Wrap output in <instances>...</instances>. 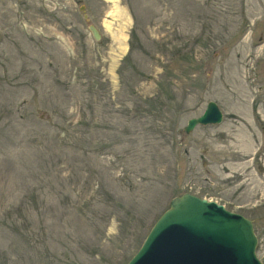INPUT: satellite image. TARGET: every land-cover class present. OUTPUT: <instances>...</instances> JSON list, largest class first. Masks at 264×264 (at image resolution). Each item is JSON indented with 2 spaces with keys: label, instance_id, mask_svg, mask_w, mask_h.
Returning <instances> with one entry per match:
<instances>
[{
  "label": "rangeland",
  "instance_id": "1",
  "mask_svg": "<svg viewBox=\"0 0 264 264\" xmlns=\"http://www.w3.org/2000/svg\"><path fill=\"white\" fill-rule=\"evenodd\" d=\"M119 5L0 0V264H126L184 192L264 263V0Z\"/></svg>",
  "mask_w": 264,
  "mask_h": 264
},
{
  "label": "water",
  "instance_id": "2",
  "mask_svg": "<svg viewBox=\"0 0 264 264\" xmlns=\"http://www.w3.org/2000/svg\"><path fill=\"white\" fill-rule=\"evenodd\" d=\"M90 29L100 39L97 28ZM223 118L219 105L210 101L202 115L188 120L185 131L219 124ZM257 244L251 219L186 192L171 200L128 264H264L257 257Z\"/></svg>",
  "mask_w": 264,
  "mask_h": 264
},
{
  "label": "bare ground",
  "instance_id": "3",
  "mask_svg": "<svg viewBox=\"0 0 264 264\" xmlns=\"http://www.w3.org/2000/svg\"><path fill=\"white\" fill-rule=\"evenodd\" d=\"M107 1L110 2L112 5V8L109 9L107 15H114L115 17L117 16L118 19L122 15L123 16L122 18L126 19L127 14L125 13V11L122 8H120L119 0H107ZM104 24L106 27L111 29V22L105 21ZM114 35H115V39L118 40L119 44H123L125 42L126 36H124V34L121 31H120V33H117ZM257 188L259 190L261 187L258 186Z\"/></svg>",
  "mask_w": 264,
  "mask_h": 264
}]
</instances>
